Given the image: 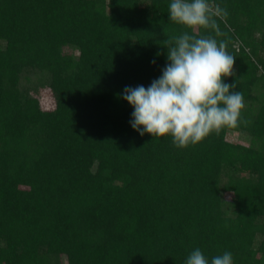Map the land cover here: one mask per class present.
<instances>
[{
	"label": "trees",
	"instance_id": "16d2710c",
	"mask_svg": "<svg viewBox=\"0 0 264 264\" xmlns=\"http://www.w3.org/2000/svg\"><path fill=\"white\" fill-rule=\"evenodd\" d=\"M170 2L0 0V264H264V0H211L228 15L201 34L235 57L249 123L183 149L121 97L190 32Z\"/></svg>",
	"mask_w": 264,
	"mask_h": 264
},
{
	"label": "clouds",
	"instance_id": "9594fccd",
	"mask_svg": "<svg viewBox=\"0 0 264 264\" xmlns=\"http://www.w3.org/2000/svg\"><path fill=\"white\" fill-rule=\"evenodd\" d=\"M227 15L225 8L211 0H171L169 21L190 32L163 41L166 64L147 88L126 86L121 94L134 109L129 123L141 136H171L173 144L183 149L218 135L224 127L249 123L241 119L245 103L236 81L225 82L236 76L235 57L227 52L225 41L201 34V30H214L219 35L217 18ZM185 264L209 261L195 248ZM211 264H233L232 253L212 257Z\"/></svg>",
	"mask_w": 264,
	"mask_h": 264
},
{
	"label": "rangeland",
	"instance_id": "374dc122",
	"mask_svg": "<svg viewBox=\"0 0 264 264\" xmlns=\"http://www.w3.org/2000/svg\"><path fill=\"white\" fill-rule=\"evenodd\" d=\"M35 76H32V80H35ZM38 98L40 101V105L43 108H49L52 104L51 98L49 97V92L46 89H42L40 88L38 91ZM227 140L231 141V142H243V138L240 137V135L237 134V132L234 131H227L226 136ZM64 257L61 255L60 257V263L61 264H65L64 263Z\"/></svg>",
	"mask_w": 264,
	"mask_h": 264
}]
</instances>
